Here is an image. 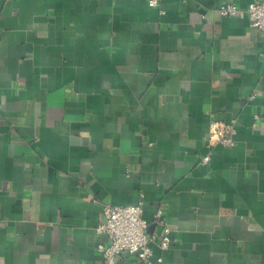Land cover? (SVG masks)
<instances>
[{"label":"crops","instance_id":"0c3cea01","mask_svg":"<svg viewBox=\"0 0 264 264\" xmlns=\"http://www.w3.org/2000/svg\"><path fill=\"white\" fill-rule=\"evenodd\" d=\"M253 1L0 0V264H101L142 195L154 264H264V36L216 11Z\"/></svg>","mask_w":264,"mask_h":264},{"label":"built area","instance_id":"2783aa9c","mask_svg":"<svg viewBox=\"0 0 264 264\" xmlns=\"http://www.w3.org/2000/svg\"><path fill=\"white\" fill-rule=\"evenodd\" d=\"M163 0H148L151 7H160ZM220 16L247 17L250 25L255 27L264 36V0L251 2L247 7H240L234 3H223L216 9ZM254 96V95H253ZM252 96V97H253ZM258 118V115H255ZM237 132L234 122H217L212 124L207 146L221 144L229 147L235 144L234 136ZM209 154L205 155L203 162H208ZM144 195L132 204L118 205L103 204V217L96 231L109 239L107 244L100 242L98 249L103 254L101 264H116L123 254L136 256L144 264H154L151 243L156 235L148 234L149 222L144 218ZM155 222L162 226L163 233L159 236V245L167 249L170 245L172 227L166 222L162 210L159 208L155 215ZM161 262L162 259L158 258Z\"/></svg>","mask_w":264,"mask_h":264}]
</instances>
